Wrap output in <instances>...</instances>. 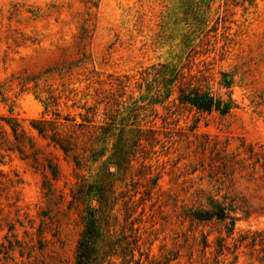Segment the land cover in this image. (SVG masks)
<instances>
[{
	"label": "rangeland",
	"instance_id": "obj_1",
	"mask_svg": "<svg viewBox=\"0 0 264 264\" xmlns=\"http://www.w3.org/2000/svg\"><path fill=\"white\" fill-rule=\"evenodd\" d=\"M163 61L233 108L154 103ZM0 126V264H76L106 169L118 264H264V0H0Z\"/></svg>",
	"mask_w": 264,
	"mask_h": 264
},
{
	"label": "trees",
	"instance_id": "obj_2",
	"mask_svg": "<svg viewBox=\"0 0 264 264\" xmlns=\"http://www.w3.org/2000/svg\"><path fill=\"white\" fill-rule=\"evenodd\" d=\"M187 48L190 49L191 47ZM183 68L184 66L179 68L178 64L169 61L159 62L150 68L145 79H150L149 84L155 87L153 95H151V98L156 100L154 103H162L168 99L177 83L186 78L187 75L184 73ZM224 84L230 86L231 81H226ZM177 99L181 104L195 107L203 112L219 111L221 114H226L233 108L231 101L226 102L221 98L215 97L211 94L209 89H204L202 86L194 85L189 81H182L180 83L178 86ZM10 126L13 133L17 135L18 127L16 125ZM38 130L42 133L41 129ZM5 132L6 129L0 126V134ZM128 142L127 139L124 142V144H126L124 146L125 149L127 148ZM60 146L66 150L62 145ZM122 149L123 147L121 150ZM245 154H247L245 159L240 163L242 166L252 169V172H264L263 151L257 150L254 146H250ZM114 155L118 158V156H120V151L118 152L115 150ZM110 163L117 169L122 166L119 160ZM106 170L109 174L106 175L104 172L94 186L97 203L95 206L91 207L88 212L86 228L78 242L76 264H118L115 258L119 255L120 251L127 249V247L124 246L123 239L117 235V230L115 229L117 221L115 206L118 200L116 179L111 177L113 171L109 169ZM233 204L234 203L229 207L222 202H216L211 211V215H209L211 220L217 219L225 221L230 219V226H228L229 234L234 232L235 224L238 219L237 216L231 215V212L236 213L239 210L246 214V217H249L251 214L248 208L231 207ZM259 210V214H264V205H262ZM209 216L205 218H209ZM122 237L126 236L123 235ZM217 240L219 241V245L222 246V250L225 247V244L221 243L224 241V238L218 237ZM133 243L137 245V240ZM128 244L131 243L129 242ZM251 245L252 247L256 246L255 239H253ZM130 250H134V248Z\"/></svg>",
	"mask_w": 264,
	"mask_h": 264
}]
</instances>
